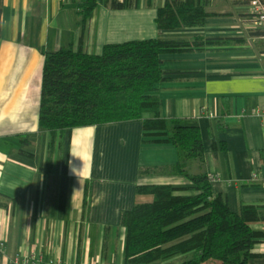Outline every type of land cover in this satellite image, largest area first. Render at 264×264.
Returning a JSON list of instances; mask_svg holds the SVG:
<instances>
[{
    "label": "crops",
    "instance_id": "1",
    "mask_svg": "<svg viewBox=\"0 0 264 264\" xmlns=\"http://www.w3.org/2000/svg\"><path fill=\"white\" fill-rule=\"evenodd\" d=\"M206 1L204 26L160 30L155 18L165 0H137L136 6L121 9L99 0L84 26L78 24L79 0H0V195L14 201L0 208L1 264L34 246L63 264H121V213L152 199L135 187L191 185L183 175L138 172L141 166L178 161L174 145L162 141L166 132L143 130L141 120L67 130L48 173L50 135L38 129L43 49L71 46L99 54L106 43L158 36L222 40L160 54L163 80L156 94L163 117L185 118L200 128L213 190L227 196L230 208L264 203V119L252 112L264 106V32L246 0ZM223 99L230 112L218 130ZM70 159L77 175L69 170ZM190 167L197 170L195 163ZM87 179L90 200L82 222ZM106 226L112 227L111 247L102 258ZM252 227L264 230V223ZM254 250L264 251V237Z\"/></svg>",
    "mask_w": 264,
    "mask_h": 264
},
{
    "label": "trees",
    "instance_id": "2",
    "mask_svg": "<svg viewBox=\"0 0 264 264\" xmlns=\"http://www.w3.org/2000/svg\"><path fill=\"white\" fill-rule=\"evenodd\" d=\"M102 1L113 9L137 5V0ZM147 1L152 3V0ZM98 2H77L80 26L92 16ZM206 3V0H165L157 9V28L204 26L208 15ZM220 41L202 35L192 38L158 36L106 43L99 54L71 46L42 50L38 129L50 135L48 173L53 168L55 151L64 146L67 130L141 120L143 130L166 132L162 141L174 145L178 161L172 165L141 166L138 172L183 175L191 183L187 187L162 183L135 187L137 194H149L152 199L137 202L121 213V264H264V251L254 250L258 239L264 237V230L252 227L253 223H264V203H241L238 211L230 208L227 196L213 190L205 166L200 128L189 124L185 118L163 117L162 101L156 94L163 80L160 54ZM232 41L239 42L242 38ZM222 104V114L216 123L218 130L226 126L223 119L230 112L228 99H223ZM261 155L264 161L263 152ZM194 163L196 171L190 167ZM90 191L91 181L87 179L82 197V222L88 213ZM53 201L51 193L46 202L48 208H53ZM9 202L14 205L12 199L0 195V208L7 209ZM111 232L112 227H104L102 258L109 255ZM176 259L178 262H174Z\"/></svg>",
    "mask_w": 264,
    "mask_h": 264
},
{
    "label": "built area",
    "instance_id": "3",
    "mask_svg": "<svg viewBox=\"0 0 264 264\" xmlns=\"http://www.w3.org/2000/svg\"><path fill=\"white\" fill-rule=\"evenodd\" d=\"M254 15V20L259 29L264 32V0H246ZM264 119V106L252 110ZM254 178L256 174L253 175ZM4 243L0 241V251H3ZM6 264H63L62 262L46 257L45 253L38 247H32L28 251H16L6 261Z\"/></svg>",
    "mask_w": 264,
    "mask_h": 264
},
{
    "label": "clouds",
    "instance_id": "4",
    "mask_svg": "<svg viewBox=\"0 0 264 264\" xmlns=\"http://www.w3.org/2000/svg\"><path fill=\"white\" fill-rule=\"evenodd\" d=\"M68 166H69V170L72 174L77 175L79 169L76 167V165L74 164L73 160H69L68 161Z\"/></svg>",
    "mask_w": 264,
    "mask_h": 264
},
{
    "label": "rangeland",
    "instance_id": "5",
    "mask_svg": "<svg viewBox=\"0 0 264 264\" xmlns=\"http://www.w3.org/2000/svg\"><path fill=\"white\" fill-rule=\"evenodd\" d=\"M215 260H210V262H214ZM174 262H178V259H176Z\"/></svg>",
    "mask_w": 264,
    "mask_h": 264
}]
</instances>
